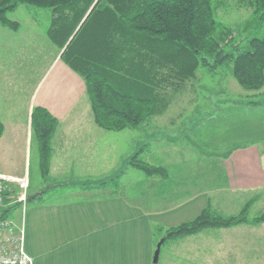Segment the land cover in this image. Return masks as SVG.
Returning <instances> with one entry per match:
<instances>
[{
    "label": "crops",
    "instance_id": "crops-1",
    "mask_svg": "<svg viewBox=\"0 0 264 264\" xmlns=\"http://www.w3.org/2000/svg\"><path fill=\"white\" fill-rule=\"evenodd\" d=\"M23 7L14 10L17 19H24ZM35 27V38L50 51L42 65L34 63L39 54L37 46L30 47L26 28L0 23V172L28 178L24 208L17 199L18 182H7L5 211L16 225H24L25 248L34 264H153L155 226L193 218L209 199L225 213L248 201L250 214L264 210V135L252 134L254 118L248 115L242 130L244 138L250 134L246 141L223 148L189 137L169 139L165 157L156 162L167 174L150 175L127 161L140 141L136 129H109L97 122L83 78L44 29ZM246 100L250 115L264 113V103ZM36 105L57 118L47 173L41 170L31 124ZM181 238L196 242L200 253L211 249V241L215 254L232 250L229 264H264V220Z\"/></svg>",
    "mask_w": 264,
    "mask_h": 264
},
{
    "label": "trees",
    "instance_id": "trees-1",
    "mask_svg": "<svg viewBox=\"0 0 264 264\" xmlns=\"http://www.w3.org/2000/svg\"><path fill=\"white\" fill-rule=\"evenodd\" d=\"M216 1L0 0V22L17 28L8 13L21 3L50 7L48 34L61 46L62 58L83 76L97 122L110 129L135 128L163 112L169 87L181 89L201 65L212 71L230 65L243 88L264 86V0H242L254 10L243 26L246 34L239 37L217 18ZM262 95L246 101L264 103ZM31 124L41 170L47 173L57 118L36 105ZM3 130L0 119V136ZM139 154H132L128 164L150 175L167 174L165 165ZM247 208L248 203L237 214H225L208 200L195 217L156 225L155 231L164 230L163 242L206 227L264 220V211L249 216Z\"/></svg>",
    "mask_w": 264,
    "mask_h": 264
},
{
    "label": "rangeland",
    "instance_id": "rangeland-1",
    "mask_svg": "<svg viewBox=\"0 0 264 264\" xmlns=\"http://www.w3.org/2000/svg\"><path fill=\"white\" fill-rule=\"evenodd\" d=\"M21 4H24V7L20 16L24 17V19L17 16L19 20L14 15V10L17 7L8 13L11 19L18 22L17 28L0 23L15 30L20 26L25 27L27 29L25 30L27 35L29 34L31 36V38L29 37L31 39L30 47L36 48L37 46L35 52L37 51L39 55L36 53L34 63H40L42 65L48 62L47 58L48 55L50 56V51L48 52V49H44L42 42L35 38V26L44 29L47 38L57 45L48 34L51 21V9L50 7H42L34 4ZM215 6L217 18L223 23L232 26L236 30V36L239 37L246 34L243 26L253 15L254 8L252 5L242 0H219L215 2ZM57 46L61 49V46ZM79 75L81 74L79 73ZM81 77L83 78L82 75ZM263 92L264 86L256 90L243 88L232 75L230 65L220 66L213 71L201 65L197 68L196 75L186 80V83L181 89L169 87L167 91L169 102L163 112L153 114L139 126L133 128L136 129L140 141H135L133 144L134 148L132 147L130 154L132 155L136 151H140L139 156L141 158L156 163L162 161L165 157V147L171 138L189 137L190 139L196 140V142L198 141L200 145L212 144L211 147L222 145L221 148L230 146L235 141H246V137L250 136V134L244 138L241 136V133L247 124L248 115L256 120L252 121L253 125L259 127V129L254 127L252 134L261 135L263 133L264 135V113L259 111L256 113L253 112L254 114L250 115L251 112H248L245 106L247 103L243 102L251 96L260 98L263 96ZM251 128L252 126L250 124L249 129L251 130ZM262 138L264 136H260V139ZM31 165L35 171L34 156L32 157ZM119 170L113 176H117ZM90 182H93V180H90ZM209 200L212 201L211 199ZM212 202L218 210L222 211L214 201ZM247 203H250V201ZM247 203L235 213L222 212L225 214H237L242 211ZM247 212L249 216L252 215L249 213L248 208ZM212 228L215 229V227H206L201 231ZM163 234V229L157 231L156 244L162 239ZM182 240L181 237H178L163 241L161 243L158 260L156 262L153 261V264H229L227 262L232 260L230 259V252L232 250L226 252L229 256L215 254V245L212 241L209 244L211 249L209 251L207 249L202 250L203 253H200L197 251L196 242L187 243ZM232 256H235V254ZM231 263H234V261Z\"/></svg>",
    "mask_w": 264,
    "mask_h": 264
},
{
    "label": "built area",
    "instance_id": "built-area-1",
    "mask_svg": "<svg viewBox=\"0 0 264 264\" xmlns=\"http://www.w3.org/2000/svg\"><path fill=\"white\" fill-rule=\"evenodd\" d=\"M17 181L21 187L17 199L25 207L28 198V178L0 172V264H34V257L25 248L24 225H16L6 214L7 182Z\"/></svg>",
    "mask_w": 264,
    "mask_h": 264
},
{
    "label": "water",
    "instance_id": "water-1",
    "mask_svg": "<svg viewBox=\"0 0 264 264\" xmlns=\"http://www.w3.org/2000/svg\"><path fill=\"white\" fill-rule=\"evenodd\" d=\"M161 243H162V239H160L157 244H156V248L154 250V256H153V261L156 262L158 260L159 257V253H160V247H161Z\"/></svg>",
    "mask_w": 264,
    "mask_h": 264
}]
</instances>
